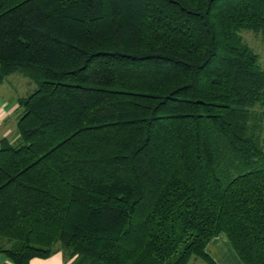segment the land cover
<instances>
[{
    "label": "trees",
    "instance_id": "16d2710c",
    "mask_svg": "<svg viewBox=\"0 0 264 264\" xmlns=\"http://www.w3.org/2000/svg\"><path fill=\"white\" fill-rule=\"evenodd\" d=\"M264 0H0V253L68 264H264Z\"/></svg>",
    "mask_w": 264,
    "mask_h": 264
},
{
    "label": "crops",
    "instance_id": "0c3cea01",
    "mask_svg": "<svg viewBox=\"0 0 264 264\" xmlns=\"http://www.w3.org/2000/svg\"><path fill=\"white\" fill-rule=\"evenodd\" d=\"M18 73L8 75L0 82V144L5 138L13 139L10 132L15 135L17 131V123L22 114V108L19 104L20 96H7L1 92L2 86L9 82L13 76ZM13 141V140H11ZM207 252L213 257L218 264H244L232 245L230 244L226 234L221 233L212 238L207 245ZM10 260L0 253V264H10ZM31 264H68L62 252H56L47 258L36 257L31 260ZM187 264H206L199 257H192Z\"/></svg>",
    "mask_w": 264,
    "mask_h": 264
},
{
    "label": "rangeland",
    "instance_id": "374dc122",
    "mask_svg": "<svg viewBox=\"0 0 264 264\" xmlns=\"http://www.w3.org/2000/svg\"><path fill=\"white\" fill-rule=\"evenodd\" d=\"M241 33L244 40L258 54L260 64L264 66V34L252 30H243ZM16 75L2 86L1 92L4 95L26 97L37 89V83L33 79L20 72ZM9 136H12L13 141L18 139L17 131L15 135L10 132Z\"/></svg>",
    "mask_w": 264,
    "mask_h": 264
}]
</instances>
